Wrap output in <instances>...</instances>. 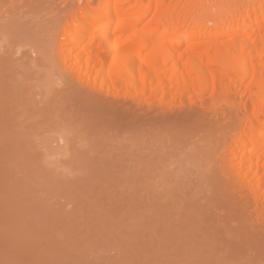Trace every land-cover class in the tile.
Here are the masks:
<instances>
[{"label":"rangeland","instance_id":"obj_1","mask_svg":"<svg viewBox=\"0 0 264 264\" xmlns=\"http://www.w3.org/2000/svg\"><path fill=\"white\" fill-rule=\"evenodd\" d=\"M75 1L0 0V264H264L212 102L92 95L34 64L26 27Z\"/></svg>","mask_w":264,"mask_h":264},{"label":"bare ground","instance_id":"obj_2","mask_svg":"<svg viewBox=\"0 0 264 264\" xmlns=\"http://www.w3.org/2000/svg\"><path fill=\"white\" fill-rule=\"evenodd\" d=\"M65 12L26 27L34 64L92 95L212 102L225 137L214 162L264 213V0H76Z\"/></svg>","mask_w":264,"mask_h":264}]
</instances>
